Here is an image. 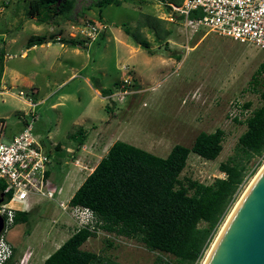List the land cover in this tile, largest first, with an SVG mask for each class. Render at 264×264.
Segmentation results:
<instances>
[{
    "label": "rangeland",
    "instance_id": "rangeland-1",
    "mask_svg": "<svg viewBox=\"0 0 264 264\" xmlns=\"http://www.w3.org/2000/svg\"><path fill=\"white\" fill-rule=\"evenodd\" d=\"M35 1L0 0V76L5 75L0 78V92L3 88L10 91L0 93V120L4 122V137L8 140L20 130L17 122L29 110L17 96L18 91L31 98L28 93L36 88L37 93L32 96L37 118L32 132L51 157L49 183L55 199H37L28 222H17L7 231L6 238L15 249L14 264H20V256H28L29 251L33 255L26 259L27 264H40L44 255L76 229L69 227L63 234L57 233L54 243L43 241L48 229L59 228L60 220L73 223L57 201H69L100 157L97 153L81 171L70 164L73 152L66 149H74L77 143L69 140L67 134L74 130L75 124L87 131L86 144L96 138L92 125L103 129L102 125L107 123L109 142L125 141L163 158L175 144L189 147L199 132L221 128L224 137L219 155L207 160L189 152L179 175L183 182L192 179L208 184L223 176L219 163L233 153L238 136L246 129L245 117L264 103L260 96L263 76H258L254 83L250 81L264 59L263 49L211 32L204 26L195 29L185 26L179 17L170 20L169 8L163 3L121 0L120 4L101 8L99 13L94 5L97 0H66L49 9L38 6L30 17V4ZM93 21L105 25V29L89 44L81 30ZM125 28L145 38L153 54L149 55L126 34ZM189 32L193 36L186 41ZM204 33L206 36L192 47ZM45 34L56 39L73 37L80 44L51 42L26 48L30 36ZM186 45L192 48L187 49ZM14 72L22 76L16 77ZM69 75L74 76L63 83ZM125 76L133 80L136 92L119 101L94 97L86 81L87 78L88 82L96 81L99 86L112 89ZM62 94L64 98L57 97ZM41 98L43 102L38 103ZM54 102L60 103L52 107ZM106 104L110 111L105 109ZM53 143L62 148L57 145L54 149ZM263 164L264 157L250 161L249 171H255L246 177L199 264ZM68 168L72 169L69 173ZM97 230L82 244V249L121 264H154L157 257L175 263L172 255L148 249L139 238Z\"/></svg>",
    "mask_w": 264,
    "mask_h": 264
},
{
    "label": "trees",
    "instance_id": "trees-1",
    "mask_svg": "<svg viewBox=\"0 0 264 264\" xmlns=\"http://www.w3.org/2000/svg\"><path fill=\"white\" fill-rule=\"evenodd\" d=\"M174 1L176 4L182 2ZM66 2L37 0L30 4L29 15L33 17L38 6L49 9L52 5ZM120 2L97 0L94 5L101 12V8ZM124 32L131 35L148 54H153L145 38L138 37L127 28ZM40 42L41 36H30L26 48ZM55 42L71 46L80 44L73 37L59 38ZM258 76L264 78V59L251 75L250 81L254 83ZM92 85L102 96L111 92L110 88H101L96 81H92ZM260 96L264 99V89ZM244 106L247 108L248 104ZM105 109L110 111L107 104ZM244 123L246 129L238 136L233 153L219 163V170L225 177H216L208 184L179 179L189 152L207 160L219 155L224 137L221 128L209 133L199 132L189 147L175 144L164 158L116 140L68 202L92 209L99 220L98 228L128 238H139L148 249L172 255L175 259L173 263L157 257L154 264H199L246 177L255 171H249L250 161L264 157V103L252 109ZM67 137L79 146L86 138L80 126L69 132ZM31 211H17L14 224L28 222ZM94 235L88 229L75 230L45 258L43 264H121L81 248ZM14 262L13 248V254L5 264Z\"/></svg>",
    "mask_w": 264,
    "mask_h": 264
},
{
    "label": "built area",
    "instance_id": "built-area-1",
    "mask_svg": "<svg viewBox=\"0 0 264 264\" xmlns=\"http://www.w3.org/2000/svg\"><path fill=\"white\" fill-rule=\"evenodd\" d=\"M150 1L162 4L160 0ZM163 4L169 8L170 20L179 17L185 26L194 29L204 26L211 32L264 50V0H182L179 4L171 1ZM191 14L195 16L191 17ZM103 29L105 25L89 22L81 32L90 44ZM133 86V80L125 76L105 97L113 101L122 100L136 92ZM0 93L8 94L10 91L3 88ZM32 93H28L31 98H25L27 94L22 90L17 93L29 108L28 112L23 113L22 128L18 133L5 140L4 122L0 120V219L3 223L0 232V264H5L13 254V246L6 234L14 224L16 212L30 211L37 204V199H55V191L47 175L51 157L32 132L37 118ZM57 204L73 220L75 230L84 228L98 232L99 220L92 209L63 201H57ZM26 256L23 255L19 260L20 264H26Z\"/></svg>",
    "mask_w": 264,
    "mask_h": 264
},
{
    "label": "water",
    "instance_id": "water-1",
    "mask_svg": "<svg viewBox=\"0 0 264 264\" xmlns=\"http://www.w3.org/2000/svg\"><path fill=\"white\" fill-rule=\"evenodd\" d=\"M202 264H264V164L235 203Z\"/></svg>",
    "mask_w": 264,
    "mask_h": 264
},
{
    "label": "crops",
    "instance_id": "crops-1",
    "mask_svg": "<svg viewBox=\"0 0 264 264\" xmlns=\"http://www.w3.org/2000/svg\"><path fill=\"white\" fill-rule=\"evenodd\" d=\"M162 3H164V2H167V1H172V0H160ZM173 2H175V1H173ZM176 3V2H175ZM161 4V3H160ZM100 13V12H99ZM60 31L62 30V29H59ZM64 31V30H63ZM37 36H41L42 37V42H40V43H34L32 46H30V48H33V47H35V45H39V46H41V45H49L51 42L53 43V42H55V40H57L56 39V37H54V36H51L50 34H48V35H37ZM193 36V32L191 33V32H189V35L187 36V40L186 41H188L191 37ZM206 36V33H204L203 35H201L198 39H197V41L194 43V45L192 46V47H194L197 43H199L204 37ZM54 40V41H53ZM168 40H169V38H166V42H168ZM60 44H63V43H60ZM169 46V45H168ZM151 47V46H150ZM170 47V46H169ZM192 47H189V46H187L186 45V48L187 49H190V48H192ZM28 49V48H27ZM25 52H23L22 54H24ZM150 55V54H149ZM152 55V54H151ZM15 73V75L14 76H16V77H20V76H22L20 73H18V72H14ZM4 76L5 75H2L1 74V76H0V78H4ZM74 75H69L64 81H63V83L65 82V81H67V80H69V79H71L72 77H73ZM86 81H87V83L90 85V87L92 88V91H93V93H94V97L95 96H98V97H100V98H102V99H105V96H102L101 95V93H100V91L97 89V88H94L93 87V85H92V82H88V79L86 78ZM29 85H31V82H27ZM101 88H108V87H103V86H100ZM32 90V92H36L37 93V90H36V88H34V89H31ZM52 94V93H51ZM50 94V95H51ZM57 97H59V98H64V96H63V94L62 95H59V96H57ZM46 98V97H45ZM34 99V98H33ZM22 100V99H21ZM106 100V99H105ZM23 101V100H22ZM24 102V101H23ZM40 102H43V98H41L40 100H39V102L38 103H40ZM60 102H54V103H52L51 104V106L52 107H54V106H56L57 104H59ZM17 123H19L20 125H21V128H22V123H21V120L20 121H18ZM76 126L75 127H77V126H80V127H82L80 124H75ZM102 127H103V129L101 128V129H98L96 126L94 127V125H92V129H94V135L96 136V138L94 137L93 138V140H92V142L93 143H90V144H86V138H85V141H84V143L82 144V145H78L77 144V146L74 148V149H71V148H67L66 149V151H68V152H73L72 153V155H71V157H70V161H71V165L74 167V168H76V169H78L79 171H81V170H85V168H87V165H89V162H87L88 160H90L93 156H95L97 153H100V157H98V160H97V162L99 161V159L103 156V155H105V153L107 152V150H108V148H109V146L113 143H111V140H110V142H109V139L108 138H106V132H107V129H108V127H109V125L107 124V123H105V125L103 124L102 125ZM21 128H20V130H21ZM83 128V127H82ZM19 130V131H20ZM83 130H84V134H85V137L88 135V133H87V131L83 128ZM18 131V132H19ZM17 132V133H18ZM16 134V133H15ZM14 135V134H13ZM39 140H40V138H39ZM69 140H71V139H69ZM41 141V140H40ZM42 143V145H43V142H41ZM53 145V147H54V149H55V147L58 145V146H60L61 148H62V146L59 144V143H56V144H52ZM97 162L94 164V166L97 164ZM94 166L91 168V171H92V169L94 168ZM69 169V168H68ZM51 170H52V166H49V170H48V178H50V175H51ZM68 172L67 173H69V172H71L72 171V169L70 168L69 170H67ZM90 171V172H91ZM89 172V173H90ZM88 173V174H89ZM66 175L67 174H65V177H66ZM85 178V177H84ZM83 178V179H84ZM83 181V180H82ZM81 181V182H82ZM80 182V183H81ZM80 183H79V185H80ZM78 185V186H79ZM77 186V187H78ZM77 187L75 188V190L77 189ZM35 208V205L33 206V208H32V210ZM71 219V218H70ZM72 220V219H71ZM55 222H57L56 220H54ZM73 221V220H72ZM60 226H59V228H57L56 230H53L52 229V231L51 230H47V232H46V236L44 237V243H54L55 241H56V237H57V233L59 234H63L64 232H65V230L66 229H68L69 227L70 228H74L75 226H74V222L73 223H71L70 221H68V220H60ZM58 229H60V231L58 230ZM62 230V231H61ZM70 235H68L63 241H65L68 237H69ZM63 241L62 242H60L59 244H57L56 246H55V248H54V250L55 249H57L59 246H60V244L61 243H63ZM26 249H28V248H26ZM25 249V250H26ZM25 250L23 251V252H25ZM53 250V251H54ZM52 251V252H53ZM52 252H50V253H52ZM22 253V252H21ZM50 253H48V254H46V255H44L43 257H42V259L40 260V264H43V262H44V260H45V258L50 254ZM31 255H33V253L31 252V251H29V253H28V256H26V258H28L29 257V259H30V257H31ZM23 257V255L22 256H20V259ZM19 259V260H20ZM28 259V260H29ZM28 263V261L26 262V264Z\"/></svg>",
    "mask_w": 264,
    "mask_h": 264
}]
</instances>
